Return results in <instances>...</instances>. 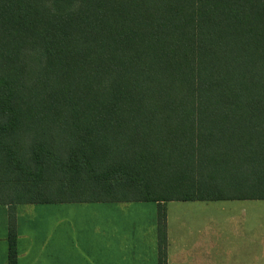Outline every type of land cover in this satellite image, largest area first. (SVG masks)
<instances>
[{
  "label": "trees",
  "instance_id": "trees-1",
  "mask_svg": "<svg viewBox=\"0 0 264 264\" xmlns=\"http://www.w3.org/2000/svg\"><path fill=\"white\" fill-rule=\"evenodd\" d=\"M231 200H264V0H0V205Z\"/></svg>",
  "mask_w": 264,
  "mask_h": 264
},
{
  "label": "crops",
  "instance_id": "crops-1",
  "mask_svg": "<svg viewBox=\"0 0 264 264\" xmlns=\"http://www.w3.org/2000/svg\"><path fill=\"white\" fill-rule=\"evenodd\" d=\"M160 206L166 264H264V200L2 205L0 264L10 216L17 264H158Z\"/></svg>",
  "mask_w": 264,
  "mask_h": 264
},
{
  "label": "rangeland",
  "instance_id": "rangeland-1",
  "mask_svg": "<svg viewBox=\"0 0 264 264\" xmlns=\"http://www.w3.org/2000/svg\"><path fill=\"white\" fill-rule=\"evenodd\" d=\"M219 203H222V202H216V205H219ZM151 205H153V203L151 204ZM24 207H26L25 209L27 210V211H36V212H38V213H48V212H50V211H53V208H55V207H52V206H37L34 210H33V208H32V206H24ZM153 207V206H152ZM155 208H156V206H154ZM2 209H3V207H2V205L0 206V212L2 211ZM18 212H16V214H17Z\"/></svg>",
  "mask_w": 264,
  "mask_h": 264
}]
</instances>
